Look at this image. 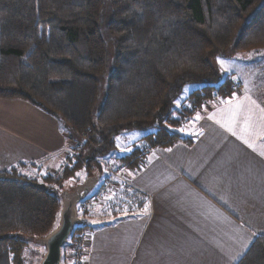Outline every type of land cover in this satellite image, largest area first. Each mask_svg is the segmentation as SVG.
Segmentation results:
<instances>
[{
  "label": "trees",
  "instance_id": "1",
  "mask_svg": "<svg viewBox=\"0 0 264 264\" xmlns=\"http://www.w3.org/2000/svg\"><path fill=\"white\" fill-rule=\"evenodd\" d=\"M227 51L264 52V0H0V99L50 116L78 145L61 177L47 174L44 185L0 171V264H22L28 245L53 231L62 183L79 170L102 175L99 160L115 151L118 135L153 130L140 138L151 148L193 145L196 136L166 127L178 125L174 102L188 84L201 86L188 97L194 112L230 97V77L210 60ZM117 160L132 174L143 165L137 153ZM119 187L126 192L114 213L144 212V197ZM89 229L84 220L74 226L62 264L67 248L83 251L78 240ZM236 264H264V236Z\"/></svg>",
  "mask_w": 264,
  "mask_h": 264
},
{
  "label": "crops",
  "instance_id": "2",
  "mask_svg": "<svg viewBox=\"0 0 264 264\" xmlns=\"http://www.w3.org/2000/svg\"><path fill=\"white\" fill-rule=\"evenodd\" d=\"M240 89L199 110L193 145L152 148L139 171H125L145 210L104 215L95 206L81 264H236L264 236V99ZM0 134L7 167L16 160L65 165L57 122L23 101L0 99ZM118 188L107 195L113 206Z\"/></svg>",
  "mask_w": 264,
  "mask_h": 264
},
{
  "label": "rangeland",
  "instance_id": "3",
  "mask_svg": "<svg viewBox=\"0 0 264 264\" xmlns=\"http://www.w3.org/2000/svg\"><path fill=\"white\" fill-rule=\"evenodd\" d=\"M102 31L104 32V37L109 41L105 33V23L102 24ZM214 56V57H213ZM210 60L214 63V65L218 68V71L221 73L223 77L229 76L232 86L234 85L236 90H241V87H244L247 92L255 94V96H259L264 99V52L260 53H249V54H241V55H233L230 51L226 53H214ZM103 81V80H102ZM201 86L198 84H188L184 87L182 94L180 97L174 102L173 107V115L172 118L178 120L177 126H166L168 131L171 133H176L181 138L191 136V134L195 133L197 130V126L194 122L196 116H198L199 110H205L209 105H213L218 101H222L224 99L221 98H214L205 102L199 110L191 111L192 107L190 105V101L188 97L191 92L195 91L196 89L200 88ZM226 99V98H225ZM264 102V101H263ZM181 117H184L181 119ZM153 130H146L141 132L132 131L129 133H122L115 138L116 149L113 153H111L107 158L99 160L101 166L103 168L102 175L93 174L88 177H95L97 182L90 193L77 204V216L79 225L82 220L86 222V216H83V213H89L88 216L96 215L98 210L94 211V207L99 204L102 213L104 215L113 212L115 208H113V204L109 203L110 197L107 196L108 193L111 191L113 185L119 187L120 184L128 185L125 180L129 178L127 174H125V169L122 168L118 164V158H120V153H123L128 144L132 143V149L130 153H137L139 154V160L143 163L144 155L151 150L152 146L150 144V139L144 138L140 140L141 137L149 136L153 134ZM1 135V134H0ZM66 140L69 138L66 134ZM2 136V135H1ZM4 136V135H3ZM136 141V142H135ZM9 145L7 149L5 146ZM10 143L4 145V150L10 151ZM14 147L15 144L13 143ZM65 151L68 152V157L72 158L75 155V151L78 149V145L72 143L69 139L66 141L65 144ZM74 148V150H70ZM117 151V152H116ZM116 152V153H115ZM66 157V156H65ZM65 163H66V159ZM7 165L0 159V171H8L16 169L20 175L38 179L39 182L44 185L45 183L42 182V178L47 174H52L53 177L56 179L57 177H61L63 164L59 163L56 160L50 161L48 164H44L39 166L36 162H31V160H16V162L11 166ZM14 168V169H13ZM54 172H58V175H55ZM127 173H129L127 171ZM100 176V177H98ZM88 177H86V173L84 170L76 171L70 178L66 179L62 183V188L59 191V197L61 199V195L63 192H68L73 190L76 186L82 184ZM104 186V188H103ZM118 194L119 202L123 200V192L125 193L126 190L123 187H119ZM57 192V191H56ZM101 193V194H100ZM99 194V195H98ZM130 194V192H129ZM104 206V207H103ZM96 208V207H95ZM100 211V210H99ZM58 225V223H57ZM75 225V226H77ZM55 229V228H54ZM53 229V230H54ZM86 233V232H85ZM85 233L81 235L79 238V243H83L86 239ZM49 234V233H48ZM47 234V235H48ZM46 235V236H47ZM84 236V239H82ZM45 237V236H44ZM43 238V237H42ZM41 239V238H39ZM38 240V239H36ZM36 240L28 245L26 250L24 251V255L22 257V264H40L42 257L45 254V249L39 246L36 243ZM68 249V248H67ZM67 249L64 251V264H81V251L76 249L75 255Z\"/></svg>",
  "mask_w": 264,
  "mask_h": 264
},
{
  "label": "water",
  "instance_id": "4",
  "mask_svg": "<svg viewBox=\"0 0 264 264\" xmlns=\"http://www.w3.org/2000/svg\"><path fill=\"white\" fill-rule=\"evenodd\" d=\"M96 182L95 177H88L73 190L62 193L58 225L47 236L36 240V243L45 249L40 264H62V246L67 242L74 226L79 223L77 204L90 193Z\"/></svg>",
  "mask_w": 264,
  "mask_h": 264
},
{
  "label": "built area",
  "instance_id": "5",
  "mask_svg": "<svg viewBox=\"0 0 264 264\" xmlns=\"http://www.w3.org/2000/svg\"><path fill=\"white\" fill-rule=\"evenodd\" d=\"M54 174L55 175H58V172H54ZM103 188H104V186H103ZM101 194V193H100ZM99 195V194H98ZM85 237H86V235H85ZM82 239H84V236H82Z\"/></svg>",
  "mask_w": 264,
  "mask_h": 264
},
{
  "label": "snow or ice",
  "instance_id": "6",
  "mask_svg": "<svg viewBox=\"0 0 264 264\" xmlns=\"http://www.w3.org/2000/svg\"><path fill=\"white\" fill-rule=\"evenodd\" d=\"M197 118H199V117H197ZM146 211H147V209H146Z\"/></svg>",
  "mask_w": 264,
  "mask_h": 264
}]
</instances>
